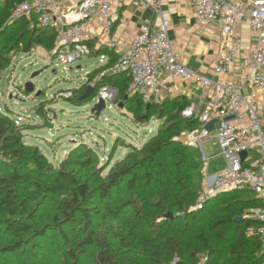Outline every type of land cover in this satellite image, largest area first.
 Returning <instances> with one entry per match:
<instances>
[{"label": "trees", "instance_id": "1", "mask_svg": "<svg viewBox=\"0 0 264 264\" xmlns=\"http://www.w3.org/2000/svg\"><path fill=\"white\" fill-rule=\"evenodd\" d=\"M22 1H0V74L10 63V51L29 52L35 45L54 49V28L39 26L35 16L11 18ZM94 49L89 56H108L95 91L109 84L138 120H145L140 114L145 108L149 117L157 112L164 122L144 145L131 144L108 171L85 144L54 169L38 146L23 142L22 128L9 112L0 111V264H197L204 259L205 264H260V238L247 233L260 224L247 217L261 205L254 191L223 192L198 206L203 160L198 149L181 140L182 131L197 124L181 116L190 100L177 96L148 106L139 94L129 93L127 73L112 71L118 53ZM37 108L43 112L44 104ZM35 182L55 201L42 218L45 199L35 201L22 189Z\"/></svg>", "mask_w": 264, "mask_h": 264}, {"label": "built area", "instance_id": "2", "mask_svg": "<svg viewBox=\"0 0 264 264\" xmlns=\"http://www.w3.org/2000/svg\"><path fill=\"white\" fill-rule=\"evenodd\" d=\"M115 1L23 0L14 7L11 18L35 16L39 26L54 28L53 60L64 67L89 56L91 42L121 46L112 71L127 73L131 77L129 93L139 94L146 103L164 100V72L173 80L185 78L193 83L200 97L191 101L181 116L196 119L197 124L182 131L181 140L198 149L203 160L204 182L198 206L203 207L205 201L223 192L254 191L261 205L247 217L260 224L249 227L247 233L259 236L260 264H264V0H191L198 24L205 27L217 21L229 39L222 57L212 62L213 76L190 69L178 59L169 39L168 19L163 18L157 26L143 25L126 47L111 40L117 20ZM144 1L161 11L159 0ZM244 21L252 42L247 52L242 51L238 30ZM99 57L103 63L108 60L106 55ZM116 92V88L104 84L95 91L94 99L108 102ZM72 95V90L59 94ZM213 120L214 129L209 130L207 125ZM210 139L216 141L217 154L226 159V166L213 173H208L205 148ZM197 264H205V259Z\"/></svg>", "mask_w": 264, "mask_h": 264}, {"label": "rangeland", "instance_id": "3", "mask_svg": "<svg viewBox=\"0 0 264 264\" xmlns=\"http://www.w3.org/2000/svg\"><path fill=\"white\" fill-rule=\"evenodd\" d=\"M9 55L10 63L0 74V111L9 112L13 122L22 128L23 142L38 146L54 169L72 149L85 144L98 154L101 165L108 171L129 153L131 144L141 147L164 122L157 112L149 117L145 108L140 110L145 120H138L119 91L106 102L100 114L94 111L95 93L82 99L85 93L80 94L81 90L95 87L97 72L104 70L100 68L105 62L99 56H87L64 67L52 59L53 51L38 45L29 52L15 49ZM29 81L33 82V89L28 92L25 87ZM66 90H72L73 95L59 96ZM41 103L43 112L37 108ZM205 148L209 156L208 173L226 166V159L217 154L214 139L207 140ZM24 185L22 189L27 196L39 202L45 199L38 218L50 214L55 207L50 195L36 182Z\"/></svg>", "mask_w": 264, "mask_h": 264}, {"label": "crops", "instance_id": "4", "mask_svg": "<svg viewBox=\"0 0 264 264\" xmlns=\"http://www.w3.org/2000/svg\"><path fill=\"white\" fill-rule=\"evenodd\" d=\"M159 1L161 2L160 12L144 0H116L114 11L117 20L110 35L111 40L126 47L130 38L140 27L157 26L163 18L168 19L169 39L178 59L190 69L213 76L212 62L219 60L229 45V39L222 33L220 24L214 21L208 26H200L191 0ZM238 30L242 37V51L247 52L252 43L248 23L242 22ZM244 36H247V39ZM93 43L95 49L104 47L116 53L121 49V46L99 45L95 41ZM161 79L165 86L163 87L164 99L182 96L187 97L191 102L197 101L200 97L194 84L185 78L173 80L164 72Z\"/></svg>", "mask_w": 264, "mask_h": 264}, {"label": "water", "instance_id": "5", "mask_svg": "<svg viewBox=\"0 0 264 264\" xmlns=\"http://www.w3.org/2000/svg\"><path fill=\"white\" fill-rule=\"evenodd\" d=\"M26 91H32L33 89V82L32 81H29L26 83V87H25ZM95 93V87L94 86H89V88L86 90L85 94L82 96V99L84 100L86 97L88 96H91ZM150 104H148L149 106ZM106 106V102L105 100H102L100 99L99 101H97V103L95 104V107H94V111L97 113V114H100L101 111L103 110V108H105ZM214 123H215V120L211 121L210 123H208L207 125V128L209 130H213L214 129ZM246 155V152H242V157H244ZM167 217H172L173 216V213H167L166 214ZM242 218H239L238 220H241ZM178 264H185L183 262H179Z\"/></svg>", "mask_w": 264, "mask_h": 264}]
</instances>
